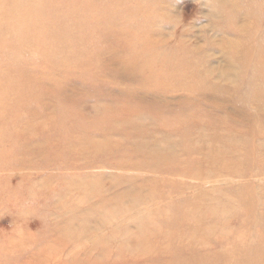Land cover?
<instances>
[{"label":"rangeland","instance_id":"rangeland-1","mask_svg":"<svg viewBox=\"0 0 264 264\" xmlns=\"http://www.w3.org/2000/svg\"><path fill=\"white\" fill-rule=\"evenodd\" d=\"M244 1L0 0V264L264 245V67L241 59L264 57V0Z\"/></svg>","mask_w":264,"mask_h":264},{"label":"bare ground","instance_id":"bare-ground-1","mask_svg":"<svg viewBox=\"0 0 264 264\" xmlns=\"http://www.w3.org/2000/svg\"><path fill=\"white\" fill-rule=\"evenodd\" d=\"M78 2L82 3L83 8L79 7ZM245 2H246V7H248L247 4H251L254 1H252V0L249 1V2L248 1H244V3ZM74 6H75L77 11H80L82 9L90 7V5L88 3H86V0H76V4H74ZM91 10L93 11V7L91 8ZM254 12L255 11H253V13ZM47 27H50V25H47ZM45 42H47V41L45 39H42L41 47H43V49L41 51H43L45 49L44 47H47L46 50H45L47 52L50 49H52L53 46H52L51 43H48V45H45L44 44ZM45 51H43V52H45ZM241 59L246 62L247 66L249 65L250 68L253 67L255 69V75H256L255 77H257L260 74V71H261L262 67H264V57L254 53L251 50V48L250 49H245ZM251 84H253V82H250V84H249V88L250 89L252 88ZM225 207L226 206H224L221 209L225 210ZM190 209L191 208H189V210ZM186 219H187V217H186ZM260 243L261 244H258L253 249H251L249 247L246 248V247H243V246H241L240 248L238 247L234 251H232V253H229L228 255H230L231 258H235V261H237V262H235V264H246L247 260L250 261V258H252V261L249 264H264V259H263V257H264V245H262L263 243L261 241H260ZM259 247H260V249H259ZM262 255H263V257H262ZM206 263H207L206 261H202L200 263L193 261L190 264H206Z\"/></svg>","mask_w":264,"mask_h":264}]
</instances>
